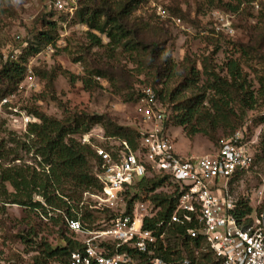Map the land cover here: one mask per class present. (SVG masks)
Masks as SVG:
<instances>
[{"label":"rangeland","instance_id":"374dc122","mask_svg":"<svg viewBox=\"0 0 264 264\" xmlns=\"http://www.w3.org/2000/svg\"><path fill=\"white\" fill-rule=\"evenodd\" d=\"M232 1L237 4L236 0ZM87 2L89 0H80L78 9L74 14H70L57 9L54 0H0V71L8 61L18 60L26 67L18 83L0 73V144H3L6 150L16 149L22 159L12 161L10 159L14 154H10L8 162L38 165L40 157L34 150L28 152L12 142L13 138L23 140L26 132L21 118L18 117L23 113L30 115L35 121L37 117L32 112L37 108L58 119L64 118L65 111L72 115L106 114L128 128L141 132L150 129L152 124L146 123L140 112V98L142 88L152 84L157 90L168 87V95L170 92L175 95V101L168 99L162 102L165 111L162 124L164 134L173 141L177 152L188 156L212 154L224 140L242 129L245 137L257 138V159L253 169L240 178L237 191L241 196L252 194L264 184L262 9L256 10L248 0H242L239 9L235 11L219 6L218 3L210 5L208 0H167L169 17L161 19L148 0H143L132 17L145 20L153 27H161L164 35L156 41L161 42V48L165 47V52H169L172 60L179 63L177 75L169 81H166L168 73L164 70L165 67H162L161 81L155 85L153 77L159 68L148 67L141 73L138 64L132 60L130 54L123 52L122 48L117 49L115 56L111 57L110 49L91 46L87 36L89 28L80 22L77 16L78 10ZM262 8L264 9V5ZM216 11L224 17V22H231L233 31L218 29L221 23L217 20ZM172 17L181 18V22L177 24ZM52 21L57 23L56 39L42 45L38 52H31L28 44H37L38 34L47 29L48 23ZM152 30L143 29V35L156 37ZM150 32H153L152 36L149 35ZM103 40L108 42L105 36ZM234 59L239 62L250 89L254 90L258 98L257 104L254 108L247 109L244 116L239 109L243 119L233 132H230L229 127L222 126L218 129L215 140L203 133L188 136L183 126H177L173 122L174 106L204 92L208 79L206 69L226 78L227 64ZM194 65L200 71V79L196 88L188 89L187 84L191 77L184 68ZM100 67L114 73L116 85L94 74L95 68ZM52 69L60 72L54 82V89L48 87L47 79L42 76ZM63 70H68L79 78L72 83L69 77L62 73ZM83 76L96 79L99 85L93 86L91 90L85 89L80 79ZM53 96L55 99H52ZM5 99L8 102H5ZM205 106L208 107L209 104ZM237 118L239 120V117ZM88 134L91 143L107 145L109 139L102 125L93 126ZM75 138L81 141L83 135L76 134ZM8 188L13 190L9 185ZM162 190L172 192L174 184L167 182ZM35 198L43 201L41 196L37 195ZM93 204V198L83 194L80 206L98 216L95 224L105 222V213L93 209ZM48 211L46 215L40 209L35 211L27 206L0 200V264H54L51 259L44 260L40 244L47 241L53 247L64 246L66 241L59 233L61 227L64 228L65 236L81 237L66 228L62 211H50L49 207ZM60 215L62 217L59 218L63 221L55 224L51 216Z\"/></svg>","mask_w":264,"mask_h":264},{"label":"trees","instance_id":"16d2710c","mask_svg":"<svg viewBox=\"0 0 264 264\" xmlns=\"http://www.w3.org/2000/svg\"><path fill=\"white\" fill-rule=\"evenodd\" d=\"M142 1L89 0L84 7L78 10L77 16L80 22L89 28L87 36L91 46L110 49L111 57L115 56L117 49L122 48V51L130 54L132 60L138 64L137 67L141 73L148 67L159 68L153 77L154 84L157 85L161 81L162 72L160 69L165 67L164 70L168 73L166 81H169L177 75L179 63L174 62L170 53L165 52V47L161 48V42L156 41L164 35L161 27H153L145 20L132 17L133 12ZM236 1L237 4H234L232 0L226 2L224 0H208L210 5L218 3L217 5L233 11L239 9L242 3V0ZM260 12L263 13L264 9ZM143 29H153L156 37L150 38L143 35ZM153 32H150L149 35L152 36ZM57 35V23L49 22L48 28L38 34V43L28 44V47L31 52H38L42 45L54 41ZM103 36L108 39V42H104ZM80 59L77 58V60ZM227 65L226 78L206 69L208 79L204 86V92L198 96H191L185 103L179 102L174 106L173 122L177 126H183L188 136L203 133L215 140L217 139L216 133L222 126L229 127L230 132H233L239 127L245 111L254 108L257 104L258 98L254 90H251L250 85L247 84L239 62L234 59L230 60ZM25 70V65L18 60L8 61L0 73L5 78L11 81L14 79L18 83ZM184 70H187L191 77L187 84L188 89L196 88L200 79V71L195 65L185 67ZM59 73L58 70L52 69L42 74L51 89H54V82ZM62 73L66 74L72 83L79 78L68 70H63ZM94 74L116 85L117 79L114 73L109 70L101 67L95 68ZM80 79L87 90L99 85V81L88 78V76H83ZM150 85L155 88L154 85ZM156 91L161 103L168 99L175 101L173 92L168 95V87L161 90L156 89ZM52 99H55V96ZM206 104L209 106H205ZM60 107L65 108L62 105ZM239 109L243 116L239 114ZM64 113V118L58 119L37 108L32 112L37 120L29 124L24 139L13 138L12 142H15L18 148H24L28 152L34 150V153L40 157L37 166L8 162L10 154H14V157L10 159L12 161L22 159L16 149L6 150L5 146L0 144V200L27 206L35 211L40 209L46 215L49 213L48 207L50 211L60 210L69 218H80L83 225L88 228L106 227L115 216L114 212L100 211L105 213V222L95 224L98 216H95L84 206H80L82 196L86 191L96 192L101 189L98 179L101 158L92 145L83 144L75 138V135H84L93 126L99 124L104 127L107 138L126 139L134 149H137L142 132L120 125L106 114L72 115L66 111ZM10 134L14 135L15 132H10ZM106 147L110 149L108 145ZM167 182L171 183L167 175L145 177L138 182V192H135V195L129 200V204L137 199L149 200L156 207H161L153 219L146 218L143 224L144 228L154 230L158 236L159 243L156 254L170 264H174L182 258V242L184 249L192 259V264H220L221 260L208 248L202 237L198 239L189 237L188 228L198 227L197 222L174 223L167 227L170 216L178 203V189L173 192L160 189ZM8 185L13 190H9ZM157 189L160 190L156 191ZM37 195L41 196L43 201L36 200L35 196ZM251 210L248 201H241L237 215L242 218ZM59 217L62 216H51V219L55 224H58L63 221ZM160 222L163 223L160 224ZM63 223L68 228L65 218ZM246 223H250V219ZM59 233L63 235L66 244L53 247L47 241L42 242L40 247L44 260L66 262L73 251L83 248L84 244L75 239L76 237L65 236L63 227L60 228ZM163 233H165L164 240L160 238ZM194 247L199 249L198 256L195 255ZM37 263L39 264V262Z\"/></svg>","mask_w":264,"mask_h":264},{"label":"built area","instance_id":"2783aa9c","mask_svg":"<svg viewBox=\"0 0 264 264\" xmlns=\"http://www.w3.org/2000/svg\"><path fill=\"white\" fill-rule=\"evenodd\" d=\"M79 1L54 0V4L57 9L74 14ZM148 2L158 17H169L167 0ZM248 2L256 10L263 9L264 0ZM215 14L221 23L218 29L233 31L229 20L224 22L219 11ZM172 19L177 24L181 22L179 17ZM140 112L152 127L142 132L137 149L128 140L115 137L108 138V149L91 143L90 134L83 135L81 142L92 145L101 158V189L86 191L84 195L93 198V209L111 211L115 216L108 226L95 228L85 227L80 218L65 216L68 229L81 236L75 239L84 246L73 251L68 261L54 264H170L156 254L159 240L154 230L143 227L144 220L153 219L161 207L142 199L129 204L138 192V182L156 175L169 176L174 190L178 189V203L167 227L197 222L198 227L188 228L189 237H202L220 264H264V184L252 194L241 196L237 191L240 178L255 165L257 138L245 137L239 129L212 154L182 155L164 134L163 103L151 85L142 88ZM18 118L26 131L34 121L23 113ZM241 201H248L252 208L242 218L237 215ZM249 219L250 223H246ZM164 235H160L163 240ZM181 249L182 258L174 264H192L182 242ZM194 252L199 255L198 248L194 247Z\"/></svg>","mask_w":264,"mask_h":264}]
</instances>
